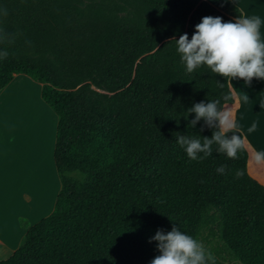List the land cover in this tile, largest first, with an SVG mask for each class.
Returning <instances> with one entry per match:
<instances>
[{
    "label": "trees",
    "instance_id": "1",
    "mask_svg": "<svg viewBox=\"0 0 264 264\" xmlns=\"http://www.w3.org/2000/svg\"><path fill=\"white\" fill-rule=\"evenodd\" d=\"M206 16L241 13L229 0H0V89L17 74L40 84L59 182L50 213L0 264H150L149 241L174 226L215 264H264V187L245 149L229 159L213 145L193 161L176 143L212 136L189 125L194 104L232 101L226 79L188 73L177 52Z\"/></svg>",
    "mask_w": 264,
    "mask_h": 264
},
{
    "label": "crops",
    "instance_id": "2",
    "mask_svg": "<svg viewBox=\"0 0 264 264\" xmlns=\"http://www.w3.org/2000/svg\"><path fill=\"white\" fill-rule=\"evenodd\" d=\"M229 1L241 16L260 17L264 38V0ZM227 86L232 101L222 109L246 137L247 175L264 187V164L253 160L256 151H264V81L253 79L246 85L243 80H227ZM25 88L32 93L24 98ZM253 123L257 128L250 133ZM55 127L56 116L40 98V84L17 74L0 89V261L15 251L30 226L52 210L59 188L53 164Z\"/></svg>",
    "mask_w": 264,
    "mask_h": 264
},
{
    "label": "clouds",
    "instance_id": "3",
    "mask_svg": "<svg viewBox=\"0 0 264 264\" xmlns=\"http://www.w3.org/2000/svg\"><path fill=\"white\" fill-rule=\"evenodd\" d=\"M260 27L259 16H239L235 22L206 16L195 26L191 40L185 33L175 41L177 52L188 73L206 66L216 76L228 81L243 80L246 85H250L253 79L264 81V38ZM4 38L0 36V39ZM7 55V52L0 53L3 57ZM243 99L248 100V96ZM219 105V100L201 101L188 110L195 114L189 124L192 128L203 120L207 128L214 129L211 138L176 133V143L185 150L190 160L211 156L213 145L217 146L218 153L225 154L229 159H238V152L244 148L246 137L236 130L235 121ZM256 128V123H253L248 132H254ZM253 160L257 165L264 164V151H256ZM224 171V166L217 169L221 174ZM240 175L242 173L237 171V176ZM152 241L156 242L159 255L150 264H215V257L202 242L181 232L176 226L167 233L157 230L149 242Z\"/></svg>",
    "mask_w": 264,
    "mask_h": 264
},
{
    "label": "rangeland",
    "instance_id": "4",
    "mask_svg": "<svg viewBox=\"0 0 264 264\" xmlns=\"http://www.w3.org/2000/svg\"><path fill=\"white\" fill-rule=\"evenodd\" d=\"M25 90V92H26V94H24V98H25V96H27L28 97V95H31V91L30 90H28L27 88H25L24 89ZM28 98H26V100H27ZM30 99V98H29ZM27 100V104H29V102H30V100ZM25 99L23 100L24 101V103H25V101H26ZM48 208H49V206H48ZM48 208L47 209H45V210H43L41 213H39V214H43V213H45V212H47L48 211ZM38 215V214H37Z\"/></svg>",
    "mask_w": 264,
    "mask_h": 264
}]
</instances>
